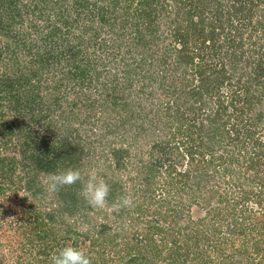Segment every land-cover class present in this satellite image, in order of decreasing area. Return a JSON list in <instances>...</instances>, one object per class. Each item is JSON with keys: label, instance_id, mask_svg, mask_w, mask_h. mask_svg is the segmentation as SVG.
<instances>
[{"label": "trees", "instance_id": "16d2710c", "mask_svg": "<svg viewBox=\"0 0 264 264\" xmlns=\"http://www.w3.org/2000/svg\"><path fill=\"white\" fill-rule=\"evenodd\" d=\"M239 164L262 207L264 0H0V264L68 244L92 264H246L259 231L264 257L245 209L236 226L227 205L192 215ZM68 168L134 207L93 209L80 183L48 197Z\"/></svg>", "mask_w": 264, "mask_h": 264}, {"label": "clouds", "instance_id": "9594fccd", "mask_svg": "<svg viewBox=\"0 0 264 264\" xmlns=\"http://www.w3.org/2000/svg\"><path fill=\"white\" fill-rule=\"evenodd\" d=\"M44 192L48 197L58 194L66 186L80 183L81 195L87 204L96 210L120 211L134 207V198L129 194L119 197L118 201L109 205L111 192L109 183L99 174L97 169H91L87 175L81 170L68 168L47 173L43 178ZM51 264H92V258L86 249L68 244L51 256Z\"/></svg>", "mask_w": 264, "mask_h": 264}, {"label": "rangeland", "instance_id": "374dc122", "mask_svg": "<svg viewBox=\"0 0 264 264\" xmlns=\"http://www.w3.org/2000/svg\"><path fill=\"white\" fill-rule=\"evenodd\" d=\"M162 100L164 102H166V98H162ZM151 101V100H150ZM245 164H239L237 165V168L234 169V172L231 176H227L225 177L226 179V183H221L220 186H218V189L220 192H222L223 194H225L226 196L224 197V201L223 199H218V197L216 195H214L212 193V196L209 195L206 197L201 195H196L195 199L196 200H201L200 204L198 203V207H193L192 209V215H201L203 213V211H201L203 208L206 210L208 209L210 206H216L219 205L220 207H222V205H227L224 206L226 208L225 212H224V216L223 218L225 219L226 223H230L232 221H234L235 226L237 225V222L240 221V218L243 216V214H241L242 210L245 209L244 211V224H248V220L246 219L245 216H254L256 219L260 220L261 222H263V225H261V227L264 230V203L262 207L259 206L260 202H257V198L255 196H252L253 191H255L256 189H258L259 183L258 182H246L245 180H242V177H246L249 176L248 174H240L238 176V174L236 172H242L243 168H244ZM237 176L239 178H237ZM216 180V178H214ZM215 180H211V181H215ZM240 180V181H239ZM235 181V183H232V185H230V183L227 182H232ZM247 181H250V178H247ZM252 190V192H249V195H246V191L243 190ZM263 194V192L261 193ZM251 195V196H250ZM242 197L245 198L243 201V203L240 202L239 205L234 206L232 203L235 202L234 198L236 197ZM221 201L220 203L217 202ZM230 202L231 205L227 204V202ZM262 201V198H261ZM263 202V201H262ZM261 213V214H260ZM252 216V217H253ZM184 218V217H183ZM186 218V217H185ZM89 219V214L86 218V220ZM216 223H219L218 217L214 218ZM86 220L84 222H86ZM208 223V221H206ZM82 231L85 230L86 225H82ZM261 232H253V237L251 239H248L245 241V243H247L246 247H239L237 250V256H235V259H239L241 258L242 262H245L246 264H249L250 261H252V263H254V261L261 259L264 260V257L261 253V251H263V243L262 244H258V251L256 252V243H254L256 238H260V236L262 234H260ZM244 245V244H243ZM246 248L245 252H242L244 249ZM141 251H143L141 249ZM145 252V251H143ZM233 258V257H232Z\"/></svg>", "mask_w": 264, "mask_h": 264}]
</instances>
